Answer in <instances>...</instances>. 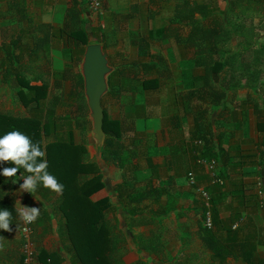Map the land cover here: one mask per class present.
<instances>
[{"label": "trees", "instance_id": "trees-1", "mask_svg": "<svg viewBox=\"0 0 264 264\" xmlns=\"http://www.w3.org/2000/svg\"><path fill=\"white\" fill-rule=\"evenodd\" d=\"M162 1L166 0H148L152 5L160 4ZM172 1L174 3L171 18L174 25L159 27L155 29L153 35L149 33L147 37L154 39L172 34L180 50L182 48L185 52L192 50L193 58L185 57L189 66L186 71L189 75L186 78L181 75L186 90L176 97H179V104L185 110L183 114L189 116L192 121L196 140L200 141L195 147L202 157L214 159L221 167H225L227 161L233 168L242 163L258 167L257 177L261 196L257 199L252 196V201L255 207L258 206V202H262V207L259 208L263 209L264 220V105L258 108L254 98H250L248 94L237 104L240 105L242 120L246 119L247 107L251 105L256 117V129L260 141L256 142L255 151L239 154L240 158L236 154L235 159L225 156L226 150L220 147L216 134V145L212 143V126L218 118L205 119L206 109L198 108L201 103H207L213 106V109L224 112L225 109L227 110L226 102L231 98L227 96L228 90L238 87H245L247 93L251 95L259 88L264 93V76H262L264 68L256 67L258 61L264 58V42L254 41L256 38L254 28L245 22L251 15H264V0H225L227 5L222 11L225 22L214 17L212 8L206 4L189 3L188 0ZM20 4V0H17L8 7L16 8L17 13L21 15L23 10ZM81 4V0H73L65 9L62 24L57 29H52L49 23L33 22L27 24L26 29L10 37L8 43L0 41V83L7 84L14 90L16 99L25 109L16 112L0 111V136L9 131L19 130L29 136L34 143L38 142L45 151L47 170L63 184V192L58 194L55 200L57 210L61 213L57 233L67 243L69 241L68 250L76 263L124 264L122 260L125 252L124 235L128 232L125 222L117 228L115 224L101 217L100 211L108 207L109 200L104 198L96 204L90 203L88 196L96 186V178L79 179L82 173L92 171L91 163L81 162L83 150L73 143L71 134L72 128H79L82 131L81 125L88 122L85 117L87 108L83 96L82 77L79 72L70 74V71L63 68L57 70L49 68L53 60L51 54L57 53L58 50L53 48L54 43L58 42L61 45V53L79 61L78 54L82 55L84 46L94 42L89 38L86 29L80 25V15L86 13ZM229 16L235 19L234 30L229 28L231 27L227 22ZM185 27L188 30L184 33ZM236 39L240 40L239 46L235 42ZM226 41L235 44L232 48L223 50L221 48ZM147 42L143 37L138 38L136 44L140 56L148 53ZM240 49L248 54L243 58L250 59L245 64L241 62ZM219 51L223 52L221 57ZM181 56L183 57V54ZM148 57V61H141L138 64L139 72L114 67L107 79L104 96L109 98V103L115 100L121 105H127L126 111L129 114L126 116L131 120L148 117L142 114L141 102L137 99L133 100L132 95L156 89L160 85L159 71L153 61L155 56L148 55ZM41 59H44V62H41ZM196 68L199 70L197 73ZM239 71L243 72H240L242 77L238 78L235 74ZM182 73L185 74L183 71ZM251 75L252 78H249ZM242 78L245 79L244 84H240L239 79ZM67 80L70 82V87L65 91L63 84ZM104 96L101 98L104 141L100 153L104 159L111 160L121 169V181L113 185L112 197L116 195L119 198L124 215L133 220L131 225H139L142 223V208L139 203L145 194L141 191L130 195L134 186L133 173L137 170V165L132 160L140 155H147L150 158L151 154L148 152L143 154L139 147L144 141L149 142L153 139V136H146V140L144 136H136L131 138L129 143H123L120 140L122 125L118 119L109 118L107 107L103 103ZM262 103L264 104V100ZM57 109L63 111L57 113ZM235 110L233 108L229 113H233L231 117L238 121L235 119L237 117ZM219 116H223V113ZM138 149L141 151L140 155ZM4 167H15V165L0 163V170ZM149 167L153 169L154 166L149 164ZM17 173L20 177L29 174L22 167ZM218 173L217 175H220ZM125 174L128 177L125 178ZM14 178H12L13 182ZM12 179L0 174V210L9 209L5 202L8 200L4 191L11 189ZM149 186L150 184H145L144 187ZM47 190L49 189L41 184L36 191L45 197L44 193ZM215 217L216 214L212 210L214 225ZM232 218L238 221L239 212L237 211ZM237 227L219 228L224 229L225 233L220 240L212 238L209 230L205 231L206 245L212 251V255L220 258L238 257L245 264H264V258L256 257L255 254L256 245H264V221L259 237L256 236L255 229H250L247 223L243 227ZM239 232L241 237L237 239ZM20 260H22L21 251L17 263Z\"/></svg>", "mask_w": 264, "mask_h": 264}, {"label": "crops", "instance_id": "crops-1", "mask_svg": "<svg viewBox=\"0 0 264 264\" xmlns=\"http://www.w3.org/2000/svg\"><path fill=\"white\" fill-rule=\"evenodd\" d=\"M16 1L0 0V33L9 34L7 40L0 38L3 43H8L10 37L20 30L26 29L29 23L44 22L49 23L52 29L59 28L65 9L73 2V0H20V8L23 11L19 15L16 8L8 7L10 3ZM121 1H123L122 6ZM162 2L152 5L148 0H131V2L128 0H116V2L115 0H101L100 10L96 14L101 15L106 8L110 13L121 12L122 17H139L145 20V18L160 14ZM81 3V6L85 7V1L81 0ZM126 7L129 10L127 12H125ZM132 33L136 36L140 32ZM140 37L141 35L138 38ZM112 106L111 104L108 107ZM21 110L25 111L24 108ZM0 111L7 112V110ZM87 114L86 111L85 117L88 122L81 125L82 131L79 128L71 130L73 143L79 145L83 150L81 162L92 164V171L86 174L82 173V177L79 179L96 178V186L88 196L90 203L96 204L104 198L109 200L108 207L100 211L101 217L109 223L115 224L117 228H120L121 223L125 222L128 232L124 235L125 252L122 255L124 264H136L137 262H142V264H245L238 257L220 258L212 255L204 237L206 229L201 224L200 202L194 186L187 182V173H192L195 187H204L210 194L211 213L213 210L216 214V223L215 225L213 223V228L209 232H211L212 238L220 240L225 233L223 228V230L219 228L231 227L237 222L232 218L237 211L239 219H244L238 222V227H243L247 223L248 227L255 229L257 234V227H259L257 225H263V209L260 213V223H256L257 220H255L254 223L249 224L247 220L253 219V217L246 219L245 215L262 207L261 201L258 202L257 207L253 205L252 201V196H255L256 199L259 198L256 194L258 188L256 185L258 181L257 166H248L242 163L233 168L227 161L225 167H221L217 162V172L220 174L217 176L221 179V183H212L205 168L196 162L198 158L205 157H202L195 147L194 142L197 137L193 133L194 127L189 116L185 115L188 117L185 120V116L180 114L168 118L167 116L134 118L133 124L131 122L128 126L119 117L117 119L124 132L131 133L132 136L134 132L143 133L144 140L148 135L153 136L149 142L144 141L143 144H140L143 154L150 153V158L147 155H142L141 159L138 156L137 159L132 160L135 161L137 170L133 173L134 186L130 195L141 191L145 195L139 203L142 208V223L131 225L133 220L124 215L119 198L116 195L112 197V194L114 195L113 185L121 181V169L111 160L104 159L100 153L101 150L96 147ZM109 118L114 117L109 116ZM240 123L241 121L220 120L212 126L213 145H216V134L220 147L226 150L225 156L230 159H235L236 154L239 156L247 151H255L256 142L260 141L253 137L252 130L255 127L253 122H248L247 127L246 124L241 126ZM122 134L123 132L121 141ZM249 134L254 140L251 138L248 145L246 137ZM130 140L128 139L125 143H129ZM153 151L154 154H152ZM149 164L154 166L153 169H150ZM139 170L142 172V177L137 174ZM18 175L20 174L17 173L15 176V183L11 189L4 191L5 197L9 201L5 202L12 212L13 222L10 225L12 231L0 229V264H21V260L17 263L22 246V236L18 227L21 220L15 208V205L19 207L20 203L40 207V216L32 223L31 234L39 263L78 264L68 250L69 241L67 243L57 233V224L61 219V213L57 210L55 202L58 194L47 190L44 193L45 197H42L37 191L34 194L21 191L19 185L23 180ZM126 177L128 176L125 174ZM145 184H150V186L145 188ZM240 237L241 232L238 233L237 239ZM259 245L261 244L256 245L255 252L261 251L262 248ZM261 257L264 258V254Z\"/></svg>", "mask_w": 264, "mask_h": 264}, {"label": "rangeland", "instance_id": "rangeland-1", "mask_svg": "<svg viewBox=\"0 0 264 264\" xmlns=\"http://www.w3.org/2000/svg\"><path fill=\"white\" fill-rule=\"evenodd\" d=\"M118 1V0H117ZM131 2V0H128ZM116 2V0H115ZM189 3L196 2L200 4H206L209 8H212V13L214 17L222 19L223 22H225L224 15L222 14V11L224 8H226V2L225 0H188ZM174 1L172 0H166L162 2L161 4V10L160 14L151 18H130V17H122L120 13H110L108 9H104L102 14H96L92 10H90L86 5L83 6V9L86 13L81 14L80 20H81V26L86 29L87 34L92 41L95 43H98L102 47V51L105 53L107 58L108 66L111 68L112 72L115 68L118 69H124V70H135L136 72H139V68L137 67L141 61H148L149 57L148 55H153L155 58L153 61L156 63L157 70L159 71V81L160 85L156 89L149 90V91H143L139 94H133L132 98L133 100H138L141 102L140 106H142V114H146L148 117H162V116H174V115H181L185 116L186 114H183L185 112L184 108L179 105V97H176L175 95H179L180 93H184L186 90L183 86V83L181 81V75L183 77H187L189 74L187 69L188 62L185 60V57L193 58L192 50H180L176 42L174 41L173 35L168 34L161 38H154V39H148L147 34L151 33L153 35V32L155 29L163 26H168L170 24L174 25V22H172V6ZM123 5V1H121V6ZM128 7V6H127ZM126 7V11L128 8ZM129 11V10H128ZM124 12V11H123ZM124 12V13H125ZM112 14H114L112 16ZM197 17V16H196ZM199 20V19H198ZM228 25H231L229 27L230 29L234 30L235 26L234 17H228L227 18ZM246 24H250L252 26L253 31L256 33V38L254 39L255 42L262 43L264 42V15H251L246 19ZM186 30H184V33L188 30V28L185 27ZM132 32H140L136 36ZM141 35L147 43H149L148 46V53L146 55H139V52L137 50V40L138 37ZM185 35V34H183ZM0 38H3L7 40L9 38V34L2 32L0 33ZM133 39V40H132ZM159 41V42H158ZM92 42V43H94ZM238 46L240 40L236 39ZM235 43H231V41H226L225 44L222 45L223 50L232 48V45ZM57 50V53L51 54L53 57V60L51 62V66L49 67L51 70H57V69H65L67 71H70V74H74L75 72H79L80 70V62H81V54L79 56V61L75 58L70 59L67 54L61 53V45L56 42L54 43V47ZM84 49V48H83ZM183 54V57L181 56ZM219 56L221 57L223 55V52L219 51ZM240 57L242 58V63H246L249 61L246 58L248 54L244 50L240 49ZM223 58V57H222ZM41 62H44V59L40 60ZM167 61V63H166ZM239 61V60H238ZM259 64L256 66L260 69L264 68V58L258 61ZM136 67V69H135ZM251 70L253 67L250 68ZM182 71L185 73L183 74ZM199 71L197 68L195 69V72L197 73ZM110 72L107 75L110 74ZM243 71H239L235 74V76L242 77L241 73ZM250 75V73H248ZM71 76V75H70ZM262 76H264V73H262ZM249 78H252V75L249 76ZM240 84H244L245 79H239ZM63 89L67 91L70 87V82L67 80L63 84ZM227 96L230 98V101L226 102L227 110L225 109L224 112L219 111V109L214 108L213 106L207 104V103H201V106L199 110L206 109V113H204L205 119H217V121L220 120H226V121H232L233 118L231 115L233 113H229L234 109H236L235 112V119L238 121H241L240 125L246 124V127L248 125V122H253L255 127L253 128L254 132V139L260 140L259 133H256L258 130L256 129V117L254 113L252 112V108L248 106L247 108V115L246 119H241V114L239 112L240 105L239 102H241L247 94L250 95V98H254L256 105L258 108H260L262 105V101L264 100V93L261 92V88L257 89L256 92L249 94L247 93V89L245 87H238L234 89H230L227 92ZM106 94V92H105ZM104 96V95H103ZM17 97L14 95V90L10 88L7 84H1L0 83V110L2 111H8V112H16L23 107L21 106L20 102L16 99ZM262 98V99H261ZM103 100L105 104L112 107H107V113L108 116H112L114 118H121L123 119L122 122L127 123V126L133 124V119L131 120L126 115L129 114L128 111H126L127 105H121L117 101L112 100V103H109L108 97H103ZM111 100V99H110ZM114 102V103H113ZM116 105V106H115ZM18 108V109H17ZM111 110V111H110ZM63 111V109H57V113H60ZM221 113V114H220ZM223 116H219L222 115ZM217 114H219L217 116ZM181 118V117H180ZM188 119V117H184L185 119ZM182 119V118H181ZM249 131V130H248ZM247 134V132H246ZM258 134V136H256ZM136 136H144L143 133H137L134 132V135L132 136L131 133L128 134V132H124L122 134V142L125 143L127 140L136 137ZM252 135H247V143L250 144V139ZM252 138V140H254ZM142 147H139L141 149ZM138 149V150H139ZM150 152V151H149ZM141 154V151L139 150V155ZM142 155H140L141 159ZM139 177H142V172L139 170L137 172ZM261 209L262 208H256L251 213H254L251 215V213H247V217H253V219H248L247 221L249 224L254 223H260L261 221ZM248 212V211H247ZM244 214V213H243ZM244 215V216H245ZM250 215V216H249ZM242 221L244 219H241ZM240 220V221H241ZM246 221V222H247ZM257 234L256 236H261V226L257 225ZM246 229V227H245ZM262 249L259 252H256V257H261L264 254V245H259ZM263 250V251H262Z\"/></svg>", "mask_w": 264, "mask_h": 264}, {"label": "clouds", "instance_id": "clouds-1", "mask_svg": "<svg viewBox=\"0 0 264 264\" xmlns=\"http://www.w3.org/2000/svg\"><path fill=\"white\" fill-rule=\"evenodd\" d=\"M46 153L38 142L34 143L25 133L14 130L0 136V163H12L15 167H4L0 174L12 179L22 167L27 173L22 177L19 189L29 193H35L38 186L62 194L63 184L57 178L49 173L48 163L45 159ZM13 182V179H12ZM15 183V182H13ZM16 212L21 221L24 223H34L40 216V207L22 205L16 207ZM12 212L3 208L0 210V229L12 231Z\"/></svg>", "mask_w": 264, "mask_h": 264}, {"label": "water", "instance_id": "water-1", "mask_svg": "<svg viewBox=\"0 0 264 264\" xmlns=\"http://www.w3.org/2000/svg\"><path fill=\"white\" fill-rule=\"evenodd\" d=\"M111 71L105 53L98 43L84 46L79 73L82 77V89L91 125L92 138L98 150L103 147L102 130L103 109L101 98L107 90V75Z\"/></svg>", "mask_w": 264, "mask_h": 264}, {"label": "built area", "instance_id": "built-area-1", "mask_svg": "<svg viewBox=\"0 0 264 264\" xmlns=\"http://www.w3.org/2000/svg\"><path fill=\"white\" fill-rule=\"evenodd\" d=\"M86 6L92 10L94 13H98L101 6V0H84ZM195 145H199L200 141L196 140L194 142ZM199 165L203 166L206 172L210 175L212 183H221V179L217 176V162L212 158H198L196 161ZM187 182L189 185L194 186L195 193L200 202V216H201V224L202 227L206 230H211L213 228V220L212 213L210 208V194L208 190L204 187L197 186L195 187L193 176L191 172L187 173ZM257 191L256 194L260 198L261 190L259 189V180L256 182ZM235 222L231 225L232 229H235L238 225V222ZM20 234L22 236V260L21 264H40L36 258V251L33 245V241L31 239L32 234V223H24L21 221Z\"/></svg>", "mask_w": 264, "mask_h": 264}]
</instances>
